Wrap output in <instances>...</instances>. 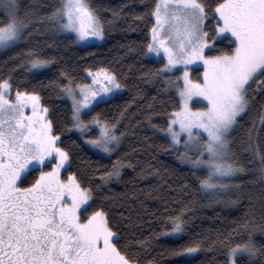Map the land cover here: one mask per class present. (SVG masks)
I'll return each instance as SVG.
<instances>
[{"label":"snow or ice","instance_id":"1","mask_svg":"<svg viewBox=\"0 0 264 264\" xmlns=\"http://www.w3.org/2000/svg\"><path fill=\"white\" fill-rule=\"evenodd\" d=\"M0 8L7 14L0 22L3 50L25 39L32 21L18 15L16 0H0ZM151 15L155 23L145 55L161 57L162 67L144 75L164 76V91L174 89L179 99L173 110H161L167 116L163 126L151 121L161 112L148 113V121L165 134L168 143L162 147L177 152L192 169L205 170L199 178L200 192L213 201L235 204L238 199L231 198L238 188L235 180L245 169L230 146L232 134L256 96H264V0H154ZM48 19L58 30L74 33L75 42L104 38L103 24L88 0H61ZM50 62L28 51L30 69H43ZM191 65L202 66V74L194 78ZM174 71L181 74L165 75ZM88 75L90 84L74 85L69 78L60 85L72 101L71 127L82 135L98 129L86 142L111 156L125 135L117 128L119 121L85 117L108 103L109 95L122 85L105 69L96 73L89 69ZM12 89L11 77L0 79V264H134L122 250L108 212L103 207L89 211L95 202L93 189L75 173L61 175L71 167L69 152L60 146V134L54 131L39 94L17 88L13 95ZM259 122L264 131V107ZM248 143L264 177V147L255 123ZM123 167L117 159L111 170L100 173L102 183L96 187L119 179ZM247 198L250 207L260 201L264 219V184L258 196ZM168 219L172 234L184 232L181 216ZM240 227L246 229V238L226 245V264H246L238 258L247 256L250 261L260 251L253 239L256 227L249 229V221ZM257 227L264 232V226ZM200 247L197 242L172 254L191 255Z\"/></svg>","mask_w":264,"mask_h":264},{"label":"trees","instance_id":"2","mask_svg":"<svg viewBox=\"0 0 264 264\" xmlns=\"http://www.w3.org/2000/svg\"><path fill=\"white\" fill-rule=\"evenodd\" d=\"M60 2L16 0L18 15L32 23L25 39L0 53V79L11 77L13 93L19 88L39 94L41 105L49 110L54 131L60 134V146L69 152L71 167L63 176L75 173L85 187L93 189L95 202L89 211L103 207L108 212L120 246L134 264H226V245L246 238V229L240 227L245 221H249V229L256 227L253 239L260 251L250 261L247 256L238 261L264 264V232L257 227L264 226L260 201L255 200L254 207H250L252 202L247 198L258 196L264 184L262 166L248 143L249 131L255 123L264 147V131L260 130L259 122L264 96H256L251 111L242 116L232 134L230 146L245 169L238 173L235 180L238 188L233 189L235 195L231 197L238 202L213 201L199 191V178L205 170L183 165L177 152L162 147L168 143L164 133L148 121V113L161 112L153 115L151 121L163 126L167 116L161 110H173L179 99L174 90L164 91V76L144 75L162 67L161 59L145 55L155 23L151 15L154 0H88L103 24L104 39L100 44L85 47L78 46L72 36L61 33L48 19ZM6 19V12L0 8V22ZM29 50L51 62L43 69H30ZM89 69L92 72L105 69L115 74L124 89L85 117L90 120L99 115L110 123L119 121L117 128L125 135L111 156L92 150L85 141L88 136L83 138L71 127V105L60 87L69 78L74 85L89 83ZM199 75L201 70L195 69L193 77ZM95 135L93 132L91 137ZM117 159L124 163L119 179L114 177L97 188L102 183L100 173L111 170ZM170 216H181L185 221L183 233H171ZM225 236L230 239L225 240ZM197 242L201 247L196 253L172 254L173 250Z\"/></svg>","mask_w":264,"mask_h":264},{"label":"rangeland","instance_id":"3","mask_svg":"<svg viewBox=\"0 0 264 264\" xmlns=\"http://www.w3.org/2000/svg\"><path fill=\"white\" fill-rule=\"evenodd\" d=\"M154 21H155V18H154ZM61 33H63V34H65V35H69V36H72L74 39H75V34L74 33H70V32H63V31H61ZM151 34H150V42H151ZM104 39V38H103ZM103 39L102 40H100V39H96V38H91L89 41H87V42H85V43H79V42H76L77 43V45L78 46H80V47H85V46H88V45H92V44H100V43H102L103 42ZM9 49V48H8ZM5 50H7V49H3V50H0V53L1 52H3V51H5ZM148 56V58H150V59H161V57H157V56H155L154 54H148L147 55ZM178 67H182V66H178ZM191 68H193L194 70L195 69H200L201 70V74H202V66H200V65H191L190 66ZM99 71V70H98ZM97 72V71H96ZM96 72H93V73H96ZM181 73L179 72V71H174V72H172V73H166V75H168V77H174V76H178V75H180ZM192 74V76H193V72L191 73ZM87 77H88V79H89V83H87V84H90L91 83V80H92V77H90L89 75H88V73H87ZM101 79H102V77H101ZM172 90H174V89H172ZM124 91V89L121 87L120 89H117V90H115V92H114V94H110L109 95V97H108V100L109 99H111V98H113V97H115L117 94H119V93H121V92H123ZM175 91V90H174ZM13 95H14V93H13ZM66 99H67V101L69 102V104L71 105L72 104V101H71V99H69L68 97H66ZM26 111H28V112H30V109H28V110H26ZM77 132H79L78 130H77ZM96 133V135L98 134V129H93L92 131H90V132H85L83 135L80 133V135L84 138L85 136H88V138L89 137H91L92 136V133ZM165 135V134H164ZM85 141H87V139L85 138ZM87 143V142H86ZM87 145L92 149V150H94L95 152H97V153H99V154H101V155H103V156H108L107 154H104V153H101L98 149H94L91 145H89L88 143H87ZM181 151H183V148L181 147ZM180 161H181V163L183 164V165H185V166H187V167H189V168H191V165L190 164H187V163H185V162H182V160L180 159ZM192 169V168H191ZM204 170V169H203ZM63 172H64V170H62V173H61V175L63 176Z\"/></svg>","mask_w":264,"mask_h":264}]
</instances>
